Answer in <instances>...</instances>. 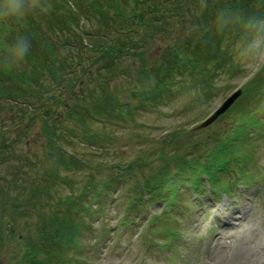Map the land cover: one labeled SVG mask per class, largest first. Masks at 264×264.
Listing matches in <instances>:
<instances>
[{"label": "rangeland", "instance_id": "374dc122", "mask_svg": "<svg viewBox=\"0 0 264 264\" xmlns=\"http://www.w3.org/2000/svg\"><path fill=\"white\" fill-rule=\"evenodd\" d=\"M77 1L39 0V6L25 17L0 22V87L8 84L4 71L18 72L25 66L21 58L5 56L10 51L6 40L12 39L14 44L21 30L23 35L32 31V23L38 22L44 29L45 23L53 21L48 25L54 30L47 38L57 44L53 53L61 60L53 64L44 58L48 48H42V39L36 36V56L43 66L35 69L34 77L39 85L54 86L59 79L51 71L61 68L63 85L67 86L65 81L70 87L76 85L72 91L80 93L79 98L63 94L60 103L51 105L50 115L46 110L51 106L36 92L32 104L21 98L13 102L0 98V264H206L213 239L224 229L222 219L238 223L232 213L237 217V211L246 210L251 212L248 223L260 226L264 220V89L255 88L264 85V26L248 43L234 37L239 42L233 51L236 65L219 73L210 100L203 102L202 95L201 102L197 101L196 90H191L195 82L189 83L188 74L185 89L158 98L151 93L152 72L166 59L173 38L165 40L162 33L147 39L151 27L141 28L133 38L141 36L144 48L140 57L130 54L114 65L113 58L102 59L90 51L99 41L100 22L87 12L88 18L80 19L75 13ZM94 1L102 2L79 0L83 6ZM119 3L125 5V0ZM73 21L76 27H72ZM173 32L176 42L182 26L176 25ZM87 33L90 35L85 36ZM240 43L243 51L237 53ZM65 59L83 64L68 66ZM38 84L34 83L39 90ZM240 89L243 96L225 115L205 130H194ZM196 101L201 106L189 107ZM101 102L115 109L108 118L91 121L89 107ZM64 104L74 108L69 110ZM119 109L123 115L117 113ZM77 111L86 124L78 123L81 116ZM89 137L94 141H88ZM220 142L242 144L240 163L232 164L228 175L218 177V189L229 188V195L216 194L205 181L204 195L199 197L189 185L180 191L178 180L171 200H148L147 194L141 211L133 212L137 181L157 176L155 167L169 152L175 158L182 149H192L190 155L207 165L210 152ZM186 173L192 178L191 171ZM84 189L83 205L97 209L88 218L84 213L74 217L73 199H79ZM77 217L86 224L78 247L61 237L67 223L69 234L78 238ZM235 230L239 235L244 228Z\"/></svg>", "mask_w": 264, "mask_h": 264}, {"label": "trees", "instance_id": "16d2710c", "mask_svg": "<svg viewBox=\"0 0 264 264\" xmlns=\"http://www.w3.org/2000/svg\"><path fill=\"white\" fill-rule=\"evenodd\" d=\"M114 2L115 6L113 7L112 4ZM65 3L67 2L65 1ZM77 3L79 7L74 5L77 9L75 13H77L80 19H84L82 16H85L87 12L97 22H100V27L96 34V37H99V41L93 43L90 51L93 54H99L102 59L113 58L114 65L117 64V60L123 59L130 54L140 57L144 48H142L141 36L137 39L139 42L133 40V38L139 33L141 28L148 29L151 27L152 34L150 33L146 37L147 39L151 35L150 39H153L162 33L165 36V40L166 37L173 38L171 41L172 45L165 51L167 53L166 59L161 60V65L158 67L157 72H152L155 79L151 86V93L155 92L158 98L162 97L163 93L167 94L168 91L176 94L181 91V88L185 89L187 87L185 84L188 83L186 80L188 74L190 78L189 83L195 82V86L190 89L196 90L198 94L197 101L201 102L202 95L204 96L203 102L210 100L215 90L213 89L216 85L215 79L219 76V73L227 69H233L236 65L233 58L234 46H237L240 41L247 43L250 40L253 41L258 31L261 30L260 26H264V0H125V5H121L119 0H102V2L94 1L92 5L87 3L84 6L79 0ZM90 7L93 9L92 11L89 9ZM68 8L70 9L71 7L68 6ZM110 11H113V15L109 14ZM85 17L88 18V16ZM90 19L92 18L90 17ZM52 22L45 23L47 28L44 29L38 22L32 23V31L24 32V35L21 30V34L30 45L29 52L21 59L25 63V66L21 70L19 69L18 72L12 70L13 72L4 71L2 73L8 82V86L0 87V98H7V101L11 100L12 102L21 98L23 101L32 104L33 99L31 97H34V93L36 92L41 99L44 98L47 101L46 106H51L53 102L60 103L59 101L63 94L76 93L73 97L79 98L80 93L77 91L73 92L76 85L70 87V84L66 83L67 81H65L67 86L63 85L65 78L61 75V68L56 69L55 72L49 69L54 78L59 79L58 82L57 79H54L57 82L54 86L39 85L38 79L34 77V73H36L35 69L43 66L40 57L36 56L37 46L35 42L39 39H42L40 46L43 45L42 48H48L49 54L44 58L51 59L53 64L61 60L59 54L53 53L58 48L57 44L47 38V34L51 35L54 30L48 25ZM72 24V27H76L77 23L73 21ZM176 25L182 26L183 32L181 37H177L175 42L173 40L176 37H174L173 31ZM185 27L188 28L186 29ZM89 35L88 33L85 34V36ZM111 35H115L116 38ZM36 36H40L39 39L35 40ZM109 36L111 43L104 45L105 39ZM234 37L240 41L237 42V40H234ZM142 38L144 37L142 36ZM6 41L9 46L13 43L12 39H7ZM7 44L3 43L1 46L7 47ZM241 47V43L240 46L236 47L237 53L242 50ZM248 47L251 49V45ZM6 50H8V47ZM5 56L11 59H19L11 51H6ZM65 62L68 66L77 65V67H81L83 64L81 61L75 64L74 61H68L67 59H65ZM85 63L87 62L85 61ZM11 78L15 80L18 78L21 82L14 81L12 84V81L8 80ZM34 83L39 85V90ZM255 88H262L261 91H263L264 85L262 87L255 85ZM90 95H92V92ZM197 101L190 104L189 107L191 105L201 106L202 103ZM102 104L103 102L93 105V113L101 115L102 112V116L106 115V113L107 115L110 114L112 109H105L104 112L100 111ZM70 106L72 105L68 107ZM30 107L31 105L28 108ZM52 107L54 106L46 108V115H50V112L52 113ZM70 108L72 110L74 106ZM78 114L81 116V121L78 123H85L80 112ZM120 115L123 114L120 113ZM88 119L92 120L90 117ZM88 141L93 142L94 138L89 137ZM241 145V142H226V144L225 142H220L217 150L212 152V149L210 152L211 155L208 158L211 162L207 165H202L203 163L198 161L200 158H193L190 155L192 149L190 150L187 146L188 149H182L184 154H180L177 150L176 153L180 155L175 158L169 152L168 158L155 167L157 169V176H144V178L141 177L137 181L135 188L136 200L131 202V209L133 212L141 211L140 209H142L145 195L147 194L150 196L148 200L154 198L164 201L166 200L165 198H167V201L171 200L175 196L173 189H176V181L178 180H181L179 181L180 184H185L194 179L198 182V184L194 185L199 189L200 176L204 174L203 176H206L216 185L218 183V176L229 174L232 164L240 163L238 161V150H240ZM67 158L74 159L71 156ZM187 171L192 172L191 179L185 177L190 176L187 175ZM223 191L228 192V189L225 190L224 188ZM86 192L87 190L84 189L80 198L76 201L71 198L73 199L74 207L76 206V211L72 212L74 217L75 213L78 215L84 213L86 214V218H88V215H91V212L97 209H89L90 207L83 205L81 199L84 201ZM77 219L79 218L77 217ZM80 221L81 218L75 225V235L78 238L75 240L69 234L68 229L70 226L65 223L67 231L66 233H62V240H66L68 243L74 241V243H77V247L80 245L82 232L86 225L81 224ZM51 263L52 261H46L42 264Z\"/></svg>", "mask_w": 264, "mask_h": 264}, {"label": "bare ground", "instance_id": "6f19581e", "mask_svg": "<svg viewBox=\"0 0 264 264\" xmlns=\"http://www.w3.org/2000/svg\"><path fill=\"white\" fill-rule=\"evenodd\" d=\"M237 217L235 212L232 218H236L238 223L226 218L223 221V231L213 239L208 262L206 264H264V220L260 226L255 223H248L251 212L239 210ZM248 228H246V226ZM244 230L237 235L238 228ZM235 230V231H233ZM211 242V243H212Z\"/></svg>", "mask_w": 264, "mask_h": 264}, {"label": "clouds", "instance_id": "9594fccd", "mask_svg": "<svg viewBox=\"0 0 264 264\" xmlns=\"http://www.w3.org/2000/svg\"><path fill=\"white\" fill-rule=\"evenodd\" d=\"M38 6L39 0H0V22H7L13 18L21 19ZM8 49L22 59L29 52L30 45L23 36H18Z\"/></svg>", "mask_w": 264, "mask_h": 264}, {"label": "water", "instance_id": "95a60500", "mask_svg": "<svg viewBox=\"0 0 264 264\" xmlns=\"http://www.w3.org/2000/svg\"><path fill=\"white\" fill-rule=\"evenodd\" d=\"M242 95V91L239 90L235 94H233L226 102L222 105V107L212 116L210 117L204 124H202L199 129L206 128L217 121L222 115H224L232 105L237 101V99Z\"/></svg>", "mask_w": 264, "mask_h": 264}]
</instances>
